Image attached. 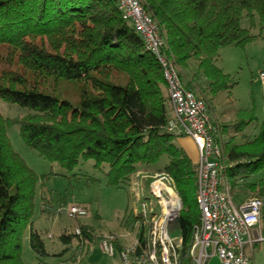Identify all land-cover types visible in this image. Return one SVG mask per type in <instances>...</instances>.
<instances>
[{"label": "trees", "instance_id": "1", "mask_svg": "<svg viewBox=\"0 0 264 264\" xmlns=\"http://www.w3.org/2000/svg\"><path fill=\"white\" fill-rule=\"evenodd\" d=\"M139 1L164 40L162 55L211 115L213 101L237 85L217 63L220 50L263 36L264 0ZM244 18L250 27L242 26ZM257 22L260 31L252 33ZM0 98L25 109L14 117L0 110V264H26L28 230L38 264H50L43 260L49 252L42 232L33 226L41 177L14 148L9 129L15 125L27 147L61 165L65 173L57 174H76L92 161L109 185L129 184L141 168L166 156L156 172L170 174L182 197V257L189 263L201 218L197 163L177 143L182 135L168 130L171 106L159 58L117 0H0ZM253 113L214 124L217 142L218 131H234L218 158L221 182L233 193L239 192V180L264 168V119L257 134L236 142L256 121ZM245 188L264 200V179ZM41 201L42 212L63 216L64 200L56 207L43 191ZM72 220L76 227L64 229L60 239L66 251L77 240L85 254L62 264H82L91 243L103 238L78 216Z\"/></svg>", "mask_w": 264, "mask_h": 264}, {"label": "built area", "instance_id": "2", "mask_svg": "<svg viewBox=\"0 0 264 264\" xmlns=\"http://www.w3.org/2000/svg\"><path fill=\"white\" fill-rule=\"evenodd\" d=\"M117 2L124 16L133 21L147 47L157 54L163 68L171 106L168 130L192 138L199 151L196 200L201 218L187 253L188 264H211L212 261L252 264L246 253L247 242H250L247 236L251 227L261 225L264 200L251 197L240 205L235 203L230 185L221 182L218 160L212 159L219 158L222 150L205 100L183 86L175 66L162 55L164 40L141 2ZM260 77L264 82V70L260 71ZM140 173L131 180L137 207L133 231L128 234L129 244L122 242L124 236L111 233L101 240V248L111 256L119 253L121 264H185L184 239L182 234H175L180 229L179 219L184 207L176 183L166 172ZM87 214L83 205L70 207L71 216ZM142 230L143 239L140 238ZM76 232L81 233L79 227Z\"/></svg>", "mask_w": 264, "mask_h": 264}, {"label": "rangeland", "instance_id": "3", "mask_svg": "<svg viewBox=\"0 0 264 264\" xmlns=\"http://www.w3.org/2000/svg\"><path fill=\"white\" fill-rule=\"evenodd\" d=\"M256 24V27L251 29L252 33H259L260 31L258 22ZM242 26L250 27V21L244 18ZM217 63L225 73L235 77L237 85L231 91L222 92L213 101L215 110L212 120L214 121L215 118V121L219 122L216 127H219L222 123H231L236 117L249 118L250 113L254 112L253 115L256 116V121L252 126L256 131H259L264 119V82L260 77V71L264 70V32L263 36L245 46L229 45L222 48ZM188 72L193 73L192 70ZM0 110L10 117L25 112V109L20 106L8 104L1 98ZM248 130L249 128L245 131L246 134H248ZM9 135L14 148L41 177L33 226L34 229L42 232L46 242L49 255L43 257L45 262L62 264L66 260L72 261L75 259L79 261L85 254L84 251L82 252L79 249L77 240H74L70 250L66 251L67 246L60 239L64 229L71 231L76 227L75 221L72 219L77 216L70 215V207L73 205L86 207L88 214L78 216V218L80 221L90 224L97 233L103 235V238L105 235L114 233L124 236L122 242L129 244L131 238L128 234L133 231L136 220L134 209L137 207L131 192V181L129 184H107L106 173L95 168L92 161L81 164L76 169V174H57L65 173L61 165L58 162H52L44 158L36 150L27 147L18 125L9 129ZM227 135H234V131L231 130L229 134H222L221 131H218L217 138L219 139L218 143L222 155L224 153L223 142L229 137ZM212 159L218 160L216 157ZM167 162L168 158L164 156L159 162L141 168V173L154 174L158 171L157 167H163ZM138 173L140 172L138 171ZM141 173L139 175H142ZM261 179H264V168L248 178L246 182L249 185L257 183ZM42 190L54 206L57 207L61 200L66 202L63 216H50L46 212H42ZM243 190L240 192H244ZM232 196L234 198L233 192ZM247 197L258 196L250 191ZM175 234L180 235V229H177ZM101 240L98 239L91 243L90 253L86 255L82 264H121L119 253H115L114 256L105 253L101 248ZM23 258L26 264L39 263V257L30 245L29 230L23 238ZM211 264H217V262L212 261Z\"/></svg>", "mask_w": 264, "mask_h": 264}, {"label": "crops", "instance_id": "4", "mask_svg": "<svg viewBox=\"0 0 264 264\" xmlns=\"http://www.w3.org/2000/svg\"><path fill=\"white\" fill-rule=\"evenodd\" d=\"M213 113H214V111L211 113L212 117H214ZM215 120L216 119L214 118L215 124L219 123L218 121H215ZM233 121L234 120H232V122ZM257 133H258V131H256L254 129V127L251 125L249 127L248 134H246L244 132V135H242V134L237 135L236 142L243 141V139H244L243 137L245 135L251 137ZM176 141L180 146H182L185 149V151L192 158V160L197 163V161L199 159V151H198V148L195 144V141L188 136H179ZM246 181H247V179L246 180H244V179L239 180V185L237 186V189L235 190V191H239V192L234 193V198H233L235 203L238 205L244 203L246 200H248L250 198L247 196H248V192H250L251 190L250 189L247 190L245 188L246 185H248ZM245 182H246V184H245ZM242 190L244 192H240ZM260 236H262V239L257 240V238ZM247 239H249L250 242H247L246 253L249 256L251 263L252 264H264V209L262 210V221H261L260 227L259 226L251 227L250 233L247 236Z\"/></svg>", "mask_w": 264, "mask_h": 264}]
</instances>
